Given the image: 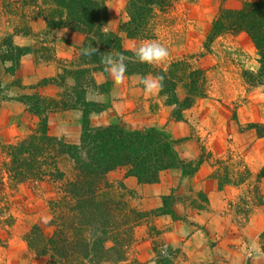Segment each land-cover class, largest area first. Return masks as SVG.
Segmentation results:
<instances>
[{
    "label": "trees",
    "instance_id": "1",
    "mask_svg": "<svg viewBox=\"0 0 264 264\" xmlns=\"http://www.w3.org/2000/svg\"><path fill=\"white\" fill-rule=\"evenodd\" d=\"M109 1L23 0L25 8L32 10V17L45 19L48 38H53L54 32L59 29H69L84 37L77 48L80 62L74 70H63L75 80L77 101L73 105L61 102L64 110L68 108L82 112L80 143L69 145L51 137L48 134V114L54 106L60 108L59 104L31 96L21 101L28 105L33 114L41 117L37 131L16 143L1 146L4 160H0V195L7 186L14 189L26 183H64L67 179L58 165L59 158L66 156L74 164L73 179L65 185L60 184L63 185L60 190L62 197L50 202L52 218L48 226L53 231L48 234L36 224L25 235L28 249L36 257L48 258L47 264H124L131 246L137 241L141 226L162 215L179 219L174 212V206L179 202L174 192L163 198L160 210L142 212L131 205L129 197L132 198L133 193L123 184L118 187L121 193L114 196L112 192L115 186L107 180L108 173L127 167L129 174L140 183L154 184L159 181L162 172L172 169H179L185 177L192 178L207 162L203 151L195 160L184 159L178 151L180 141L164 129L128 130L119 124L96 129L92 127L91 116L104 112L106 107L87 101L84 96L86 88L82 84H92V75L96 72L106 73L103 55L123 53L127 57L125 76H163L164 87L160 96L174 107L173 117L177 121L183 119L184 112L190 110L197 100L207 98L210 92L208 75L193 63L194 57L178 58L167 65L138 62L133 51L124 47L122 36L108 29ZM184 1L193 0H127L128 20L120 26V32L129 39H153L152 22L157 14H168ZM216 1L220 3V8L209 31L207 44H212L224 34L248 35L258 52L260 68L256 73L244 71L243 75L249 86L264 87V0H245L238 8L229 7V0ZM3 43L8 49L7 54H10L1 61L13 63L9 71L14 72L20 58L30 53L31 49L15 46L13 36L5 37ZM63 78L60 75L58 79ZM112 86L111 81H106L101 94L108 95ZM179 89L184 92L183 99L178 95ZM250 129L264 137V124H252ZM247 175L249 179L252 178L249 171ZM227 176H222L218 171L213 174L220 189L227 185L240 187L245 183L242 179L232 182ZM255 180L257 184L264 180V167ZM252 194L255 197L254 191ZM199 196L202 197L201 203L193 200L191 205L204 210L209 201L204 194ZM256 204H264L262 194ZM247 206L250 207L249 203ZM6 207L0 208V225L11 227L14 217L5 215ZM249 215L248 211L245 221ZM151 231L152 235L160 233L153 229ZM6 243L0 239V247H5ZM154 251L158 264H173L175 253L172 250L154 242Z\"/></svg>",
    "mask_w": 264,
    "mask_h": 264
},
{
    "label": "rangeland",
    "instance_id": "2",
    "mask_svg": "<svg viewBox=\"0 0 264 264\" xmlns=\"http://www.w3.org/2000/svg\"><path fill=\"white\" fill-rule=\"evenodd\" d=\"M244 1L229 0V7L238 8ZM126 6L127 0L108 2L110 12L108 29L122 36L124 47L129 51H134L146 41H157L163 44L167 47L169 56L159 65H167L170 61L182 57H194L193 63L206 71L208 75L210 92L207 98L197 100L190 110L184 112L183 119L177 121L173 117L174 107L169 106L160 93L157 96H149L143 92L140 84L142 76H125L124 83L116 86L112 97V92L108 95L101 94L105 81L104 78L96 76L100 73L96 72L92 75V84L89 83V85L87 82L82 84L86 88L84 96L87 101L106 107L103 113L91 116L93 117L92 127L96 129L119 124L128 130L151 127L164 129L175 140L180 141L178 151L184 159L195 160L202 151L204 152L207 162L203 165L210 166L212 178H214L215 171H218L222 176L228 175L227 177L232 182L245 180L240 187L234 185L224 187L228 189L229 197L226 210L231 213L237 225L242 226L249 220L248 218L245 221V214L248 211L249 217L254 214L264 215V204L262 206L256 204L260 195L264 196V180L260 184H257L255 180L256 175L264 167V137H260L256 130L250 129L252 124H264V87L249 86L243 75L244 71L256 73L260 68L259 55L251 39L245 33L224 34L212 44H207L209 31L220 8V3L216 0L184 1L168 14H157V18L152 22L155 35L153 39H129L123 32H120V26L128 20ZM7 51L2 41L0 61L10 54V52L7 54ZM79 62L78 58L65 69L74 70ZM61 75L64 76L62 80L52 82L59 89L55 93L57 96L55 99L42 97L35 89L27 94L19 93L16 97L19 101L25 97L38 96L50 102H58L60 108L54 106L52 111L57 113L52 120H48V134L69 145H78L83 126L82 112L75 110L78 111L76 115L74 110L67 108L66 110L71 111L70 115H67L62 114L65 110L61 108V102H67L68 105L76 103V83L70 74L67 75L63 71ZM178 95L180 99H183L182 89H179ZM10 98L12 95L0 90L1 100ZM114 102L120 105L123 103L122 105L126 107L117 106L115 110ZM23 104L28 107L26 103ZM28 111L31 116L18 120V126L14 127L10 121L4 122L5 129L0 132V160H4L1 146L16 143L37 131L41 117L33 114L29 107ZM91 118L90 122H92ZM59 159L58 165L65 172L67 179L60 184L65 185L73 179L75 167L66 156ZM248 171L252 175L250 179L247 175ZM60 184L56 185L51 181L26 183L14 189L7 186L1 191L3 194L0 195V208L6 205L5 215L14 217L11 227L0 225V233L3 237L0 239L7 242L3 248L10 246V241L14 236L20 239L21 246L14 245L10 250L12 256L10 263L0 264L48 263V258L36 257L28 249L24 239L36 224L43 227L48 234L53 231L48 226L52 218L50 202L62 197L60 190L63 185ZM119 185H114L115 189L112 192L114 196L121 193ZM189 188L190 185L186 186L181 191L182 195H175V198L187 207L193 208L191 205L193 200L201 203L202 197L199 194L203 192L195 193ZM252 191L256 193L255 197ZM132 199L134 195L132 198L129 197L131 205L134 206ZM260 244L264 251V232L260 238ZM24 250L28 252L27 256ZM124 264H137L131 258V248L127 262Z\"/></svg>",
    "mask_w": 264,
    "mask_h": 264
},
{
    "label": "crops",
    "instance_id": "3",
    "mask_svg": "<svg viewBox=\"0 0 264 264\" xmlns=\"http://www.w3.org/2000/svg\"><path fill=\"white\" fill-rule=\"evenodd\" d=\"M31 12L25 8L23 0H0V45L5 37L13 36L15 46L31 49L30 53L20 58L14 72L9 71L13 63L0 61V90L12 95L8 100L0 99V132L5 129V121L12 122L11 125L15 127L18 126V120L31 116L28 107L17 99L19 93L27 94L35 89L42 97H57L55 93L59 89L52 82L58 80L67 65L79 58L77 48L84 40L82 35L69 29H59L54 32L53 38H48L45 19L32 17ZM96 76L113 83L107 72L97 73ZM112 88L113 97L116 85ZM113 104L115 110L117 106H124L123 103ZM63 112L67 115L71 113L69 110ZM73 112L76 115L78 113L75 110ZM55 113H49L48 120H52ZM129 171L127 167L118 168L108 173L107 180L113 185L123 184L132 192V204L142 212L160 210L163 198L172 192L181 196V191L188 185L195 193L203 192L209 201L204 210L178 202L174 212L179 219L169 215L157 216L148 225L139 228L137 241L131 247V258L137 264H158L154 242L163 244L175 253L173 264H264V251L260 244L264 232V215L254 214L242 226L237 225L226 210L228 189H220L218 182L211 177L210 166L203 165L192 178L185 177L178 169L167 170L160 174L159 181L154 184L140 183ZM152 229L160 232L159 235H152ZM251 241L260 246V253L246 250ZM10 242L8 248L0 247V263H10V250L14 245L21 246L16 236ZM24 254L27 256L28 252L24 250Z\"/></svg>",
    "mask_w": 264,
    "mask_h": 264
},
{
    "label": "clouds",
    "instance_id": "4",
    "mask_svg": "<svg viewBox=\"0 0 264 264\" xmlns=\"http://www.w3.org/2000/svg\"><path fill=\"white\" fill-rule=\"evenodd\" d=\"M94 51L95 49H93V52ZM133 56L140 63H147L149 65L159 64L167 60L169 51L167 47L157 41H146L134 49ZM126 59L127 57H125L123 53L118 55L113 53L103 55L105 71L109 74L110 79L116 86H120L125 81V75L127 72V64L125 63ZM163 82L164 77L160 75L144 76L140 80L143 92L149 96H157L163 90ZM246 250L249 253L261 252L260 246L255 241L248 242Z\"/></svg>",
    "mask_w": 264,
    "mask_h": 264
}]
</instances>
